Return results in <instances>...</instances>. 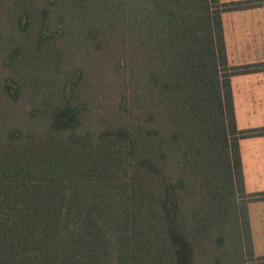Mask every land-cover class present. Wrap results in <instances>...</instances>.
I'll use <instances>...</instances> for the list:
<instances>
[{"label":"trees","instance_id":"1","mask_svg":"<svg viewBox=\"0 0 264 264\" xmlns=\"http://www.w3.org/2000/svg\"><path fill=\"white\" fill-rule=\"evenodd\" d=\"M86 2L132 36L151 85L173 104L172 134L116 125L91 136L80 129L78 105L53 108L39 133L0 128V264H195L199 219L192 234L180 204L186 182L168 171L162 149L178 140L188 142L182 157L198 187L199 152L211 156L212 175L201 178L209 219L239 224V195L254 256L247 204L264 191L245 192L239 140L264 127L237 128L230 78L264 63L228 64L221 14L256 2ZM5 93L15 99L18 87L7 79Z\"/></svg>","mask_w":264,"mask_h":264},{"label":"rangeland","instance_id":"2","mask_svg":"<svg viewBox=\"0 0 264 264\" xmlns=\"http://www.w3.org/2000/svg\"><path fill=\"white\" fill-rule=\"evenodd\" d=\"M89 10L86 0H0V85L11 80L19 92L15 99L0 95V128L39 133L53 108L78 105L80 129L91 136L124 125L134 132L149 127L168 139L173 104L151 85L132 36L117 31L108 16ZM184 146L188 142L178 140L162 149L168 171L186 182L180 204L188 230L199 219L195 264H258L260 257L249 254L239 195L232 207L239 224L234 216L223 224L209 219L201 178L212 175L211 156L199 152L198 187L197 175L185 166Z\"/></svg>","mask_w":264,"mask_h":264},{"label":"crops","instance_id":"3","mask_svg":"<svg viewBox=\"0 0 264 264\" xmlns=\"http://www.w3.org/2000/svg\"><path fill=\"white\" fill-rule=\"evenodd\" d=\"M253 1L251 7L221 14L231 66L264 63V0ZM230 86L237 128L264 127V69L232 75ZM239 152L245 192L264 191V135L241 138ZM247 213L254 256L264 257V199L250 201Z\"/></svg>","mask_w":264,"mask_h":264}]
</instances>
